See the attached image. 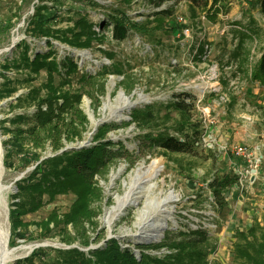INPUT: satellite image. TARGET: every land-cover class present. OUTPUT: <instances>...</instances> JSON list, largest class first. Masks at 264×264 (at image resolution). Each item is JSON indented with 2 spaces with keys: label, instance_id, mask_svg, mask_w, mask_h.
Instances as JSON below:
<instances>
[{
  "label": "rangeland",
  "instance_id": "374dc122",
  "mask_svg": "<svg viewBox=\"0 0 264 264\" xmlns=\"http://www.w3.org/2000/svg\"><path fill=\"white\" fill-rule=\"evenodd\" d=\"M36 1L0 0V16L15 22L8 32L0 35V64L5 57L11 59L14 56L13 52L18 51L15 44L22 38H26L34 50L48 49L45 38L29 37L24 31L26 19L33 12L32 3ZM43 2L54 5L57 12L50 22L53 27L71 26L78 17L77 10H80L94 23L95 30L105 36L103 41H93L88 48H74L50 38L57 57L70 56L77 61L80 73L94 76L84 86L77 73L72 76V87L90 89L96 98L82 95L80 107L88 119L87 131L83 139L71 142L67 147L92 144L97 127L105 123L112 126L106 137L121 141L123 147L107 175L98 178L103 199L100 203H92L94 207L100 205L101 210L96 217V231H88L91 237L88 246L78 242L64 243L56 230L44 233L33 224H29L21 235H14L10 245L8 211L13 207L11 203L17 200L16 181L23 178L33 165L25 166L15 153L11 156L10 167L3 164L5 149L2 140L9 134L0 130L1 182L6 186L2 191L5 204L0 202V224L7 230L8 247L13 249V255L6 264H15L16 259L37 247L44 248L41 256L51 258L53 252L49 247L78 246L87 251L102 245L110 237L117 238L121 246L129 247L133 252L142 250L157 255L163 247L154 249L137 245L160 243L168 231L176 234L196 228L207 229L217 239L216 251L210 254V264H234L230 249L235 230L246 229L255 218L261 219L264 204V86L250 78V72L264 48V17L259 12L258 0H220L217 5L223 9L215 20L206 18L210 4L202 7L203 1L194 6L190 0ZM163 8L171 11L159 24L154 14ZM109 13H125L128 19L143 22L144 32L130 29L123 40H113L107 18ZM101 21L104 25L99 24ZM183 29L187 30L186 34ZM12 42L13 46H10ZM105 51L113 53V58L109 59ZM112 61L121 64L123 74L100 73L104 65L111 68ZM3 72L10 77L16 76L14 70H3L0 66V82ZM44 79L45 73L41 71L33 83L38 84ZM23 91L25 89L20 88L14 96L0 99V119L23 111L20 107L9 108V103ZM126 96L132 101L129 106L123 102ZM179 96L187 102L193 101L190 121L196 123L201 131V140L204 137L208 145L201 143L191 155H164L159 146L144 148L139 139L143 130L130 120L131 111L150 106L159 116H168L167 120L163 117L160 122L169 132L176 134L174 128L180 115L167 108L165 103ZM4 124L8 125V122ZM186 127L185 130L190 131ZM236 144L243 145L250 155L235 157L231 149ZM255 158L259 159V165L254 182L242 181L244 186L231 190L232 193L224 190L227 203L221 208L215 206L206 185L210 177L223 172H231L238 177L236 165L240 160H244L241 171L246 173L254 168ZM154 159L160 165L157 175L153 181L135 183V205L125 208L124 213L109 225L104 223V212L114 203V197L126 190L132 180V171L138 166H148ZM152 182H156V186L150 187ZM169 192L175 199L164 203ZM73 198L71 193L59 194L53 201L21 218L40 221L53 209L62 213ZM165 216L171 220H167L159 240H135V233L147 228L149 222L159 221Z\"/></svg>",
  "mask_w": 264,
  "mask_h": 264
},
{
  "label": "trees",
  "instance_id": "16d2710c",
  "mask_svg": "<svg viewBox=\"0 0 264 264\" xmlns=\"http://www.w3.org/2000/svg\"><path fill=\"white\" fill-rule=\"evenodd\" d=\"M198 1H203L202 7L210 4L206 12L208 20H215L217 13L223 9L217 5L220 0H190L192 6L199 5ZM32 6L33 12L26 19L25 34L32 38H45L48 49L34 50L30 42L22 38L15 44L18 51L13 52L14 56L11 59L5 57L0 64L3 70L12 69L16 74L10 77L1 73L0 99L14 96L20 88L25 89L15 97L14 102L9 103V108L20 107L23 111L0 119V130L9 134L7 139L2 140L5 149L2 161L10 167L11 156L15 153L25 166L33 165L23 178L16 181L17 200L11 203L13 207L8 211L10 245L14 235H21L29 224H33L44 233L56 230L55 233L64 243L78 242L88 246L91 242L88 231H96V217L101 210L100 205L94 207L92 203H100L103 199L98 178L107 175L123 145L121 141L115 142L106 137L112 126L105 123L97 127L92 144L67 147V144L83 139L87 131L88 119L80 107L82 95L96 98L90 89L72 87V76L77 73L79 80L84 82L82 86L94 76L80 73L77 61L70 56L57 57L50 38L74 48H88L93 41H103L105 36L95 30L94 23L80 10H77L78 17L71 26L55 28L50 24L57 13L54 5L37 0ZM258 9L264 17V0H258ZM170 11L169 8L156 11L155 20L161 24ZM107 18L113 40H123L130 29L138 32L145 30L143 22L128 19L125 13H109ZM103 22L99 24L104 25ZM14 25L10 18L0 16V35ZM105 55L109 59L114 56L109 51H105ZM111 64V68L104 65L100 73L123 74L121 64L116 61ZM41 71L45 73V79L34 84ZM250 78L264 86V48L250 72ZM192 103L182 96L165 103L167 108L176 110L180 115L174 128L176 134L169 132L160 122L163 117L167 120V115L159 116L150 106L133 109L130 120L143 130L139 134L142 146H159L164 155L194 154L202 136L196 123L190 121ZM6 121L8 125L4 124ZM185 125L190 131L185 130ZM47 151L50 153L46 154ZM236 179L231 172L214 173L210 177L206 185L215 206H225L227 199L224 190L235 191ZM68 193L73 194L74 198L66 211L59 213L53 209L40 221H24L21 218L53 201L57 195ZM97 235L99 237L100 233L97 232ZM142 246L154 249L166 247L170 252L155 255L141 250L135 255L131 248L121 246L117 238L110 237L102 245L87 251L78 246L49 247L53 252L51 258L41 256L44 248L37 247L28 255L16 259L15 264H210V254L216 251L217 239L207 229L196 228L176 234L168 231L162 242L137 245ZM230 255L234 264H264V204L261 219L255 218L246 229L235 230Z\"/></svg>",
  "mask_w": 264,
  "mask_h": 264
},
{
  "label": "bare ground",
  "instance_id": "6f19581e",
  "mask_svg": "<svg viewBox=\"0 0 264 264\" xmlns=\"http://www.w3.org/2000/svg\"><path fill=\"white\" fill-rule=\"evenodd\" d=\"M123 102L125 105H131L132 101L129 98L123 97ZM159 163L157 159L152 160L148 166H138L132 173L130 178L132 179L130 184L126 187V190L122 195L114 197V203L104 212L103 221L109 225L112 221L121 216L124 212L123 210L128 206H134L136 203V187L135 183L140 181H153L159 170ZM2 174V164H1V149H0V202H3L2 191L5 190L6 186L1 182ZM150 187L156 186V182L149 184ZM175 199L172 193H168L164 203ZM5 201V200H4ZM5 204V202H3ZM5 206V205H4ZM165 209V208H162ZM167 220H171L168 216H165L159 221L149 222V226L144 228L140 232L135 233L137 236L135 240L137 241H147L149 239L159 240L163 236V232L167 226ZM13 255V249H10L7 244V230H5L0 224V264H6Z\"/></svg>",
  "mask_w": 264,
  "mask_h": 264
},
{
  "label": "built area",
  "instance_id": "2783aa9c",
  "mask_svg": "<svg viewBox=\"0 0 264 264\" xmlns=\"http://www.w3.org/2000/svg\"><path fill=\"white\" fill-rule=\"evenodd\" d=\"M183 33H187V30L183 29L182 30ZM204 142V143H203ZM201 143L205 146L208 145V143L205 142V138L203 137L202 140H201ZM232 153L235 155V157H246V156H249L250 155V152L241 144H236L232 147ZM244 163V160H240V163L238 165H236V173L238 175L237 179H236V183L234 184V190H238V189H241V187H243V183L242 181L246 182V183H253L254 182V178H255V175L257 173V166L259 165V159L258 158H255L254 159V168L252 169H248L246 171V173H243L241 171V167H242V164ZM210 196H212L210 194ZM213 226H215V224H213ZM170 252V250L166 247H163L161 250L157 251V255H162V254H165V253H168ZM135 255H137L138 253L136 251H134ZM156 254V253H154ZM211 259H209V262Z\"/></svg>",
  "mask_w": 264,
  "mask_h": 264
},
{
  "label": "water",
  "instance_id": "95a60500",
  "mask_svg": "<svg viewBox=\"0 0 264 264\" xmlns=\"http://www.w3.org/2000/svg\"><path fill=\"white\" fill-rule=\"evenodd\" d=\"M10 46H13V42H12V44H11ZM87 142H88V141H87ZM87 142H85L84 144H86ZM81 145H83V144H80L79 146H81ZM79 146H77V147H79Z\"/></svg>",
  "mask_w": 264,
  "mask_h": 264
},
{
  "label": "crops",
  "instance_id": "0c3cea01",
  "mask_svg": "<svg viewBox=\"0 0 264 264\" xmlns=\"http://www.w3.org/2000/svg\"><path fill=\"white\" fill-rule=\"evenodd\" d=\"M240 229V228H239Z\"/></svg>",
  "mask_w": 264,
  "mask_h": 264
}]
</instances>
